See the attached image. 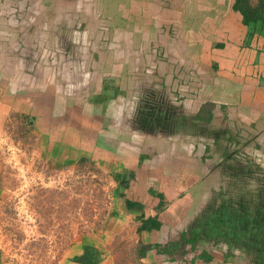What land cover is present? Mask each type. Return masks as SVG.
<instances>
[{
  "label": "crops",
  "instance_id": "obj_1",
  "mask_svg": "<svg viewBox=\"0 0 264 264\" xmlns=\"http://www.w3.org/2000/svg\"><path fill=\"white\" fill-rule=\"evenodd\" d=\"M72 1V4H77V10L84 11L88 15L97 7L92 1ZM112 1L120 8L126 0ZM24 2V0H0V41L3 42L5 38H8L9 43H11L10 48L16 50L22 48L20 55H17L19 62L16 66L9 64L8 60L1 62L3 58H0V147H2V143L8 141L7 138L3 139L4 136L13 135L15 129H21V131L23 130L22 136L28 137L29 145L27 147L32 144L35 145L40 158L50 166L68 167L83 158L96 160L109 170L108 173L110 179L112 178L114 189L106 220L97 228L89 229L80 239L71 240L67 250L56 259L55 263L79 264L75 258L83 254L85 247H92L100 254L101 261L99 264H217L219 262L217 259L208 262L206 258H198L204 251L199 249L197 243L199 240L192 241L199 239V234L202 235L203 233L204 225L200 223L199 218L201 216L199 217V215L196 218L192 217L191 221L189 216L192 214L189 213L188 208L189 205L194 207L196 204L200 208L201 198L210 203L208 207L210 215L207 214L209 217L207 222L215 231L213 233L215 235L210 236L212 243L227 242V249H229L234 246L233 242L244 240L249 246L248 240L251 239L249 237L240 238L239 236L234 239V214L241 218L248 216L249 213L264 215L259 214L263 209L261 198L264 193V188H262L264 185V121L261 119L264 116V110L259 113L257 109L253 108V103L260 106L261 109L264 108V90L253 89L249 95L247 92L251 85L245 82L244 85H239L237 79L232 78L231 87L229 86L230 88L226 90H228L231 99L235 102L241 101L238 105L246 107L248 112L241 110V114H239L238 108L235 107L234 110L233 106L227 107L233 116L226 117L227 121L222 116L218 127L213 124L193 122L192 118L187 119L185 113L190 116L194 115L193 106L205 103L208 99H214V96L219 94V92L216 93L215 89L221 90L220 84L216 83L215 77L210 79L211 76L204 75L206 71L198 67L197 64L195 66L200 69L199 71L198 69H188L196 73V78L201 75L205 77L202 81L183 80V74L180 76L178 74L176 80L173 73L174 67L168 68V64L159 62L152 67L162 69L161 78L152 77L149 80L147 77L140 80L139 75L128 76L125 71L124 75L127 78L121 82L123 84L120 89L121 93L112 98L110 107L103 108L100 107V104L97 106L87 101L90 106V114L82 108L77 109L79 102L74 103L73 97L77 100L75 94H71L72 97H70L69 93L64 91L65 84H67L66 79L61 78L59 71L58 73L54 72L55 67L56 70H60L56 65L58 61L54 62L55 67L52 66L53 64H51L52 67L43 65L38 67V72L34 74L30 72L36 66V58L47 59L50 54V51H45V49L42 55H38L39 53L31 50L32 46L30 47L29 40L33 42L36 37L37 40L42 38L45 42L48 39L50 35L44 34L43 30L52 19L50 10L53 6L46 0H34V7L26 8ZM23 9L28 10L26 23L25 21L23 23L21 18L16 15L19 10L22 11ZM56 10L57 4L55 5ZM65 15L67 18L70 16L69 13ZM215 17L219 18L217 15ZM215 17L211 19L212 21H206L205 18L204 22L214 23ZM8 18H12V20L9 21ZM173 21L172 25L176 27V24L188 25L191 23L186 19L176 20L173 18ZM185 33H189L188 36L191 40L196 37V42L191 44V52H189L192 59H194V55H200L199 58H195L199 62H204L207 56L212 57V54H208L211 50L215 55L212 57V61L214 57L216 61L222 62L229 59L228 61L232 60L229 64L234 66V55H228V58L226 56L228 51L231 52L229 48L232 46V42L226 46L227 49L224 53H220L214 49L216 48L214 39H218V37L213 39V33L209 35L207 32H203L200 27L194 26L189 27ZM219 39L222 38L219 37ZM176 40L179 41V38ZM43 41H38L39 44L34 47L41 45ZM2 42L0 43V57H5L6 52L1 51L4 49L1 45ZM24 42H26V47L23 46ZM208 44L211 46L209 50L206 49ZM86 47L88 46L86 45ZM245 55V52L239 54L236 58L237 64L239 61H244L240 56ZM98 61L99 59L96 60V62ZM96 62L94 61L92 65V72L87 82L98 75L95 68L98 65ZM126 63H128L127 58L124 59L122 65L127 67ZM120 68L122 69V67ZM231 75L234 76V73ZM206 80H210V82ZM233 83H236L235 86ZM66 86H69V83ZM126 92L129 94H125ZM211 92L214 96L211 95ZM219 95L218 98L222 99L223 93ZM60 97L64 98V102ZM220 103L222 102L219 101L218 105H221ZM155 106L162 109L160 113L164 114L163 117L159 113L155 115L157 111ZM99 108L103 110L102 113L97 112ZM180 112L186 118H182L180 115L183 121L178 124L184 128H190V135L182 137L181 141L178 142L179 139L176 140L174 134L176 131L171 130V122L179 117ZM119 113H124L122 116L124 121L130 119L132 124L137 123L138 120L135 117H139L142 113L148 114L153 122L157 120L159 125L165 122L164 131L167 130V134L170 130L173 132L171 139L174 140V145L172 146L169 137L165 139L166 141L161 139L160 142L156 141L157 143L145 142L142 135L146 132H141V127L135 128L134 132L133 130L131 132L123 130L118 143L113 144L112 139L118 138V134L114 132L111 123L119 119ZM63 116L67 117V121L69 120L71 123L66 130L59 128L64 121L60 118ZM15 118L20 119V128L11 125ZM10 125L11 127H9ZM249 126L252 128H248ZM9 129H13L11 133L7 132ZM178 130L176 137L180 138L184 132L180 134V127ZM153 135L158 136L157 133H153ZM166 135L164 136L167 137ZM135 136L138 138H134ZM204 136L212 137H209V142L210 144L214 142V145H218L220 137L223 139L222 137L226 136L225 138H229V140L222 147H211L209 153L212 151V154H209L205 148L206 144L195 138H203ZM244 136L247 138L243 139ZM239 138L254 145V147H239L247 152V158H252L250 159L251 162L237 161V148L241 144L236 139ZM90 147L95 148L92 151ZM182 149L188 150L189 159H181L180 154L184 153ZM203 150L205 154H203ZM226 152L232 153V156L234 154V164L237 165L235 169L229 167L222 169L220 167L222 163H225V160H218V158L228 159L229 156ZM203 158L205 161H202L200 165L197 161ZM141 160H143L141 167L134 164V162L137 163ZM7 162L0 159V203L6 200L10 193L7 186L8 182L2 176L4 164ZM254 168H259L260 174L254 173ZM219 169H222V172H219ZM170 170L173 172L169 173ZM181 173L195 174L194 177L198 183L204 182L206 184L207 192L205 190V193L194 194L189 202L187 196L190 195L187 193V189H189L187 183L192 184L189 181L194 177L191 176L187 181V177H180ZM252 174L259 175L261 182L259 186L252 189L240 184L244 183L243 181L250 182L254 177ZM173 176L174 178H172ZM249 186L252 187L250 184ZM163 197L166 199V204L164 207H160V200ZM243 198L252 202L243 206L241 204ZM221 213L224 216L223 219L220 217ZM149 218L158 219L161 227L140 232L139 228L142 226V221ZM188 224H190V228ZM232 224L233 226H231ZM245 224L247 228L252 229L251 220L246 219ZM253 226L256 227L254 223ZM195 229L196 234L191 236L192 232L195 233ZM222 229L227 235L224 234L220 237V230ZM259 236L256 237L259 238ZM262 240L264 238L260 239V241ZM170 242L178 243V246L181 245L184 249V255L181 256V250L178 249L168 259L159 256L156 245ZM143 246H151L152 248L140 254L139 250ZM258 246L262 247L261 244ZM127 247L128 250L123 251V248ZM131 251L134 253L130 256ZM0 264L19 263L0 245Z\"/></svg>",
  "mask_w": 264,
  "mask_h": 264
},
{
  "label": "rangeland",
  "instance_id": "obj_2",
  "mask_svg": "<svg viewBox=\"0 0 264 264\" xmlns=\"http://www.w3.org/2000/svg\"><path fill=\"white\" fill-rule=\"evenodd\" d=\"M46 1L53 6L50 11L52 14L51 17L54 19L55 25L53 26V30L56 31V35H61V23L63 21L60 18L66 17L65 14L69 13V18L72 22L75 21L80 23V28L85 30L87 28L89 29L88 32L85 31L83 33V36L77 35L78 38L81 37V40L85 39V45H92L91 48L85 46L84 51L88 50L99 56V58H97L99 61H95L98 63L97 67H95L98 75H95L94 77L96 78L93 80L84 82L86 85L84 86L85 89L77 96V102H79L77 103V109L82 108L84 111L90 113V106L87 101L97 106L100 104V107L103 108L110 107L113 94L111 92H104V87L106 85H113V87L120 85V83L127 78L124 75L125 71L126 74L128 73V76H138L140 73L139 71L143 68V64H145L146 57L152 58L155 56V58L157 57L159 62H161L160 60L163 56L166 57L168 53H173L176 57L178 56L180 58L181 62H184L183 65L186 64L185 69L187 71L189 70L187 68L197 70L198 67H201L202 70L206 71H203L205 73L204 75L211 76L210 79L215 77L216 83L218 85L220 84L221 90L217 88L215 91L216 93L219 92V94L223 93V96H221L222 99L218 98V96H220L219 94L214 96L211 92L214 99H208L205 102H212L215 105V108L212 107V112L215 115H213L208 122L210 125L213 124L215 127H218L221 123L220 120H222V116L224 118L233 116L227 107L235 106L238 108L239 114H241V110L246 112V107L238 105L241 101L235 102L229 96L228 90H226L231 87V80L234 76L224 70L225 65L222 64V71H214L212 57L215 55H213L214 52L211 50L208 54H212V57L207 56L204 62L197 61L196 58H199L200 55H194L196 58L194 57V59H192V55H190L189 52H191V44L196 42V37L194 40H191L188 36L189 33H185L189 27L194 26L197 28L200 27L203 32H207L209 35L213 33V39L214 37L219 38V36H221L223 40L226 39L229 27H234V18L229 14L231 0H126L125 3H122L120 8L112 0H84L92 1V3L94 2L93 4L97 6L95 7V11H91L89 15L84 11L77 10V4L73 3V5L72 0ZM56 4L57 10L55 11ZM25 5L27 6V3ZM29 5L30 7H34V4L29 3ZM216 15L219 16L220 19H217V17H215ZM214 17L216 18L213 21L214 23L204 22L205 18L206 21H212L211 19ZM173 18L176 20L186 19L191 23L188 22L189 24H185V26L182 24L184 29H182L179 24H176L181 30L178 32L177 28L172 29V23L174 22ZM58 19H60V21H58ZM175 34L177 36L176 38H179V41L176 40L177 42L172 40ZM68 37L69 36L61 41V45H67L70 39V37ZM215 42L219 43L217 39H214V43ZM178 46H182L183 48L181 49ZM232 46H234V43ZM210 47L211 46L208 44L206 49L209 50ZM62 49L65 48H60L57 52L63 53L64 51ZM54 52L50 51V54L52 53L55 55L56 52ZM182 52H185V54H182ZM230 53V51L226 53L227 58ZM82 54L83 49L80 50V55ZM82 58L85 59V57ZM126 58L128 62L126 63L127 67L122 65ZM61 59L62 57L58 59V63L61 62ZM172 63H174V61ZM195 64H197V68ZM120 67H122V69ZM199 70L200 69H198V71ZM186 72L183 73V79H191L190 81L192 82L202 81L205 78L202 75L196 78L195 73L191 72V70ZM149 73L154 74L155 68L151 69ZM51 78L53 79L54 77L52 76ZM138 78L142 80L145 77L138 76ZM206 81L210 82V80ZM111 82H113L112 85ZM237 82L239 85H244L242 81ZM100 91L101 93L104 92L106 95V102L104 104L100 103V100H103L100 98L102 95ZM250 93L251 90H248L247 94L250 95ZM125 94L129 93L126 92ZM60 98H62L64 102V98ZM218 100L222 102L220 103L221 105H218ZM253 104V108L257 109L259 113L264 110V108L261 109L257 104ZM203 105L204 103H199L197 106L192 107V110L195 111L194 116L200 113ZM102 111L103 110H100V108L97 110V112L100 113H102ZM204 111L207 113L209 109H204ZM210 113H208V115H210ZM123 114L119 113V119L111 123L113 126L112 128H114L113 130H115L114 132L118 134V138L112 139L113 144L118 143L120 139L119 136L123 133V130H127L128 132L133 130L134 132L135 128L139 129L140 127L142 129L141 132H146V134L142 135L145 142L153 141V143H157L156 141L160 142L161 139L165 140L168 137L171 139L173 133L171 132L172 129L176 131L174 132L175 139H179L178 142H180L182 137H188L190 135V128L179 126L178 123L183 121L182 118L187 117L188 120L195 118L193 115L190 116L186 113L185 117V115L180 112V114H178L179 117L172 120V128L169 134H167V130L164 131L163 128L165 122L159 125V122L157 120L153 122L148 114L142 113L139 117H135V119L138 120L136 124L130 123V119H125L124 121V117H122ZM63 117H60L64 119V121L59 128L66 130L71 123L69 120L67 121V117ZM227 118L225 121L228 120ZM261 119L264 121V116H262ZM202 120L199 123L204 124L205 121ZM11 125L20 128V119L15 118L14 123ZM11 125L9 127H11ZM179 127L180 134L184 132V135H181L180 138L176 137ZM12 130L13 129H9L7 132L11 133ZM22 131L21 129H15L13 135L7 134L6 137L4 136L3 139L7 138L8 141L7 143H2V147H0V159L8 161L4 164L5 168L3 169L2 176L8 182L7 186L10 189V193L8 194L9 197L0 203V245L14 257L19 264H57L55 263L56 259L67 250L71 240L80 239L89 229L97 228L106 220L114 192L112 178L110 179L109 170L104 165L90 158H83L76 164L68 167L59 168L55 165L50 166L40 158L35 145L32 144L27 147L29 145L27 141L28 137H23ZM153 133H157L158 136L153 135ZM209 137L210 136H204L203 138L195 137L206 144L205 148L208 153L212 149L211 147H222L226 144V141L229 140V138H225L226 136L222 137L223 139L220 137L218 145H214V142L210 144L209 139L212 137ZM134 138L138 137L135 136ZM245 138H247V136L243 137V139ZM236 140L239 141L241 146L237 148L238 155L236 158L238 160H235L251 162V158H247V152H244V150H241L239 147H254V145L240 138ZM173 141L174 140L171 139L172 146L174 145ZM12 144H14V147H12ZM94 148L95 147H90L92 151ZM187 151V149L185 151L183 150L184 153L180 154L181 159L183 158L186 160L190 158ZM203 154H205L204 150ZM209 154H212V151ZM226 154L229 156H227L228 159L218 158V160H225V163H222L220 167H222V169L226 167L235 169L237 165L235 166L234 164V154L233 156L230 152H226ZM214 159L217 160L215 157ZM202 161H205V158L198 159L197 162L201 165ZM134 164L141 167L143 165V160L137 163L134 162ZM222 169L218 171L222 172ZM253 171L254 173L258 172V174H260L259 168H254ZM170 172L173 171L170 170L169 173ZM194 175L181 173L180 177H187L188 181L190 177H194ZM252 175H254V177L250 182L243 181L244 183L240 184H244L246 187L252 189L259 186V184H261L259 175ZM172 178H174V176ZM189 182L193 184L187 183L189 188L187 189V193L190 195L187 196V198L190 202L194 194L205 193L206 184L204 182L198 183L195 177L194 179L191 178ZM249 184L252 185V187H250ZM262 188H264V185H262ZM261 200L264 206V193ZM165 202L166 199L163 197L160 200V207H164V204H166ZM250 202L252 201L249 199H241V204L243 206ZM209 204L208 200L204 201L202 198L200 208L198 204L194 207L187 204L189 205V213L192 214V216H189L191 221L192 217L196 218L199 215V217L201 216L199 218L200 223L204 225L202 235L199 234V239L192 241L195 242L199 240L197 242L199 244V249L203 250L205 253L200 252L202 254V259L206 257L208 262H211L212 259H217L219 261L217 264H234V250L231 251L227 249L228 243L222 241L213 244L210 239V236L213 237L215 235L213 234L215 231L207 222V220H209L207 215L209 213ZM250 215L252 216V213H250ZM220 217L222 219L224 218L222 213ZM242 217L243 219L234 214V229L238 218L242 219L239 223H244V219L246 218H244V216ZM261 217L258 219L257 217L254 219L249 218V220H253L252 223L254 221L260 222L264 216ZM231 226H233V224ZM258 226L261 227L260 225ZM185 227L186 229L188 227L190 228V224H188V227L187 225ZM224 232V229L220 230V237L224 236ZM242 232L243 231L238 229L237 236H241L240 234H243ZM195 234L196 229L195 233L192 232L191 236ZM241 242H244L245 246L248 247V245H246L248 244L247 241L245 242L243 240ZM232 244L234 245V242ZM178 248L181 250V256H183L184 249H182L181 245L178 246ZM127 250L128 247L125 249L123 248V251ZM133 253L134 252L131 251L129 253L130 256L133 255ZM242 257L248 260V251L246 252V250L243 249ZM191 261L193 262L194 260L192 259ZM241 264H247V262Z\"/></svg>",
  "mask_w": 264,
  "mask_h": 264
},
{
  "label": "trees",
  "instance_id": "obj_3",
  "mask_svg": "<svg viewBox=\"0 0 264 264\" xmlns=\"http://www.w3.org/2000/svg\"><path fill=\"white\" fill-rule=\"evenodd\" d=\"M24 1H26L24 5L27 3L26 8H28V6L30 8L29 3L33 4L34 0H24ZM231 1H232L231 7L229 6V12H230L229 14L231 17L234 18V27H229V32L227 33L226 39H224L225 41L224 40L222 41V39L219 40V38L217 39L219 43L215 42L216 48L214 49L218 50V52L220 53H224L225 50L227 49L226 46L231 42L234 43V46H231L229 48V50H231L230 56L234 55V66L232 67L230 65L232 60L228 61L229 59H226L223 62L220 60H217V61L213 60L214 71H222L223 69L221 67V64L225 65L224 70H226L229 73H234V80L237 79V81H243L251 85L249 87V90H253V89L254 90L255 89L264 90V0H231ZM27 11L26 9L25 10L23 9L22 11L19 10L18 11L19 13L16 14L19 18H21L23 23L25 20H27L26 18L28 17ZM60 19L63 21L61 23V35L60 36L58 34L56 35V31L53 30V26L55 24H54V19L52 18L49 21V23L46 25L47 27L43 30L44 34L46 33L50 35L45 42L42 40V38L41 39L39 38L37 40L36 37H35V41L33 40V42L29 40L30 47L32 46L31 50L39 53L38 55H42L45 49H46L45 51L49 50V51L54 52L55 50L56 52V53L54 52L55 55L52 53L51 55L49 54L47 59H43L41 57L36 58V61H35L36 66L33 69H31L30 72L32 74L38 72L39 71L38 67L40 68V66H43V65L48 66V67H52V66L55 67L57 65L60 70H56V67H55L54 72L58 73L59 71L61 73L60 75L61 78H63L64 80L66 79L67 81V84H65V87H64V91L66 93H69L70 97H72L71 94L72 95L75 94L77 97L79 94L82 93L83 89H85L84 82L87 81L88 77H90L91 72H92V67H93L92 65L94 61H96L97 58H99V56L96 55L94 52H90L88 50L84 51V47L86 46L84 43L85 39L81 40V37L80 38L77 37L78 34L83 36L84 35L83 33L85 31L88 32L89 31L88 28L86 30L83 28H80V25H81L80 23L75 22V21L72 22L71 19L67 17H61ZM10 20H12V18H10L9 21ZM180 26L182 27V24H180ZM173 28H177L178 32L181 31L178 25L177 27L172 25V29ZM182 29L184 28L182 27ZM67 36L70 37V39L67 42V45H61V41ZM176 37H177L176 34L173 35L172 40L176 41ZM9 41L10 40L8 38H5L3 42L0 41V43L2 42L1 45L4 47V49H2L1 51L6 52L5 57H0V58H3L1 62L4 60L5 61L8 60L9 64H13L14 66H16L17 62H19L17 55H20L22 48H20L19 50L10 48L11 43H9ZM38 41L40 42L43 41V42L41 45H37L36 47H34L36 44H39ZM26 42H24L23 44V46L25 47H26ZM55 43L57 44L55 45ZM91 46L92 45H88V48H91ZM178 47H180L181 49L183 48L182 46H178ZM60 48H65V49H62L64 51L63 53L62 52L59 53V51L57 52V50ZM81 49H83L82 55H80ZM244 52L246 55L240 56V58L244 59V61L242 62L239 61L240 63L238 62L237 64L236 58L239 56V54H242ZM182 54H185V52H182ZM61 57H64L65 59H63L60 63L57 62V64L55 65L54 62L58 61V59ZM82 57H85V59ZM160 58H161V55H160ZM160 61L164 64H168L167 66L168 68H171L172 66L174 67L173 73L175 74L176 80L178 78V74L180 75L186 72V69H185L186 64L183 65L184 62H181L180 58L178 56L176 57L175 54L173 53H168L166 57L163 56ZM173 61L174 63H172ZM157 63H159V60L157 59V57L156 58L155 56L152 58L146 57L145 64H143V68L141 67L142 69L141 71H139L140 73L138 72L139 76H142L145 78L148 77L149 80H151L152 77L161 78V73L163 72H162V69H159L158 67L155 68L154 74L149 73L150 70L153 69L151 66H154ZM51 64L53 65L51 66ZM68 83H69V86H66L68 85ZM112 83L113 82H111V85ZM122 85H123L122 83H120V85H118L117 87H113V85L112 86L106 85L104 87V92H108V93L111 92L113 94L111 98H114L117 96L118 93L119 94L121 93L120 89ZM104 92L101 93L100 91V93L102 94V95L99 94L101 95L100 98L103 99L102 101L100 100V103H102L103 101L104 103L106 102V95L104 94ZM73 100H74V103H77V100L75 99V97H73ZM212 107L215 108V105L212 102L204 103L199 114L195 116L192 114L195 117V118H192V121L200 122L203 119L205 123L210 125V123L208 122L210 121V118H212L213 115H215L212 112L213 111ZM207 108L209 109V112L205 113L204 109H207ZM155 109L157 110L155 115H158V113L160 115L161 114L160 112L162 109H160V107H157V106H155ZM235 109L236 108L234 106V110ZM208 113H210V115H208ZM163 115L164 114L162 113L160 116L163 117ZM248 128H252V127L249 126ZM259 214H264V206H263V209L261 210V213ZM261 216L263 217L264 215H258V216L252 215L251 216L249 213V215L245 216L244 218L249 220V218L254 219L257 217L258 219ZM242 219H239V218L237 219L236 227L234 229V236L237 235L238 229H240V231H243L242 232L243 234H240L241 235L240 238L249 237L251 238L250 240H254V242L251 243L250 246L248 247H246L245 243L241 242V240L238 242H234V246L229 248V250L231 251L235 250L234 264H241L243 262L244 263L247 262V264H251V263L259 264L261 260L258 259L257 256L259 257L263 256L259 252L260 249L258 245L261 244V246H264V240H262L263 242L260 241V239L264 238V233H263L264 218H262V221L260 220L259 223H254L256 227H254L252 223L251 224L252 229H249L246 227L247 226L245 224L246 219H244L243 224L239 223L240 221H242ZM258 225H260L261 227H259ZM160 227H161V224L158 222V219L149 218L147 220L142 221V226L139 228V231L141 232L144 230H151L154 228L159 229ZM258 235H260L259 238L256 237ZM255 241L258 242L257 243L258 245L256 244ZM151 248H152L151 246H148V247L143 246L140 249L141 251L139 250V252L140 254H143V252H146L150 250ZM178 249H179L178 243H171V242L164 243V244L158 243V245H156V250H157L158 255L161 257H164L165 259L170 258ZM243 249L246 250V252L248 251V260L243 259L242 257ZM201 256L202 254L199 255L198 258H202ZM205 258L206 257H204V259ZM75 260L79 264H99L101 261V257L96 249L92 247H85L83 254L79 257H76ZM206 261H207V258H206Z\"/></svg>",
  "mask_w": 264,
  "mask_h": 264
},
{
  "label": "flooded vegetation",
  "instance_id": "obj_4",
  "mask_svg": "<svg viewBox=\"0 0 264 264\" xmlns=\"http://www.w3.org/2000/svg\"><path fill=\"white\" fill-rule=\"evenodd\" d=\"M62 59H64V57H62ZM62 59H61V61H62ZM253 223H259L258 221H254ZM225 234V233H224ZM225 235H227V233L225 234ZM238 236L236 235V236H234V239H236ZM249 241V244H251V243H253L254 242V240H248ZM248 245V244H247ZM250 246V245H249ZM260 249V250H259ZM259 252L263 255L262 257H259V256H257V258L258 259H260L261 261L259 262V264H264V247L262 246V247H259ZM237 250V249H236ZM234 252H235V250H234ZM256 259V258H255ZM254 262V261H253ZM256 264V263H255Z\"/></svg>",
  "mask_w": 264,
  "mask_h": 264
}]
</instances>
